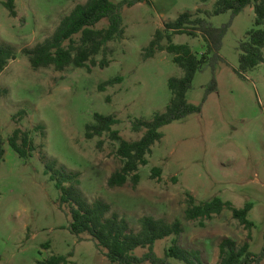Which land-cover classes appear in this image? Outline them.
Segmentation results:
<instances>
[{"label": "rangeland", "instance_id": "374dc122", "mask_svg": "<svg viewBox=\"0 0 264 264\" xmlns=\"http://www.w3.org/2000/svg\"><path fill=\"white\" fill-rule=\"evenodd\" d=\"M0 0V44L13 47L16 58L0 73V140L5 149L0 159V264H43L52 256H64L62 264H108L87 233L70 229L69 202L61 203L55 185L64 170L73 176L63 185H73L88 203L110 206L133 231L143 217L178 220L183 232L178 243L199 252L202 264H217L219 243L229 238L259 254L264 246V62L243 76L239 66V43L254 28L255 13L247 6L236 15L223 38V58L214 70L209 63L198 71L187 100L202 104L201 111L161 128L162 137L140 166L139 181L110 186L108 179L122 165L118 141L108 132L86 138V126L94 114L113 115L112 126L126 140L142 135L132 128L135 119L150 120L163 112L171 97L167 81L180 77L182 69L173 54L160 51L143 59V48L157 29L184 12L206 17L214 26L230 19V12L209 15L216 0H139L123 4L124 37L108 43V65L101 67L103 53L84 67L34 69L23 49L50 36L61 18L86 0H15L11 16ZM121 2L123 0H112ZM197 14V13H196ZM107 25L101 20L96 27ZM175 44H187L200 54L205 44L200 35H173ZM163 44H167L166 39ZM216 80V89L204 101L205 90ZM114 79L113 84L104 82ZM28 131L32 149L21 158L8 138L15 128ZM50 165L53 169H50ZM194 203L214 197L234 208L250 205L248 230L225 207L210 218L187 219ZM75 206V204H74ZM171 237L156 242L159 257L172 243ZM145 250H138L142 254ZM172 264H184L169 259ZM149 264V263H143ZM260 264H264V257Z\"/></svg>", "mask_w": 264, "mask_h": 264}, {"label": "trees", "instance_id": "16d2710c", "mask_svg": "<svg viewBox=\"0 0 264 264\" xmlns=\"http://www.w3.org/2000/svg\"><path fill=\"white\" fill-rule=\"evenodd\" d=\"M139 0H86L77 3L68 14L63 16L53 33L32 47L24 48L32 68L53 67L62 71L70 65L84 67L88 61L94 63V56L99 52L103 58L99 62L101 67L108 65V43L124 37V26L121 15L123 4L132 5ZM4 7L11 16H15V0H4ZM247 6H252L255 13V27L247 31L246 38L239 43V66L236 70L239 76L264 62V0H216L213 11L209 15H219L230 12L228 22L221 26H214L206 17L196 13L184 12L175 20L166 22L164 29H157L146 47L143 48V59H149L160 51L173 54V61L181 69L180 77L171 76L167 85L171 97L163 112L153 115L150 120L143 118L132 122L133 130L142 131L136 140L124 139L112 126L116 124L113 115L94 114V122L86 126V138L101 136L108 132L110 137L118 141L117 155L122 165L115 170L108 179L110 186H122L131 180L133 185L139 181L137 173L140 166L147 164V155L151 153L152 146L161 139V128L175 120L182 119L190 114L201 111L202 104H193L187 100V92L192 86V81L198 71L203 70L209 63L212 70L222 61L219 54L222 41L230 27L233 18ZM107 19V25L97 28L96 25ZM186 34L196 37L200 35L204 41L205 49L200 54L192 51L187 44H175L173 35ZM166 39L167 44H163ZM16 58L13 47L9 44H0V73L4 71L9 61ZM114 79L104 82L105 85L113 84ZM216 89V80L212 77L211 83L205 90L203 100L209 93ZM0 89V95L2 94ZM12 149L21 158H26L32 149V142L28 131L15 128L8 138ZM0 140V159L5 149ZM50 169L53 166L50 165ZM55 185L61 191V205L69 204L71 217L70 229L75 235L87 233L95 242L96 247L103 251L108 264H172L169 259H176L184 264H202L199 252L188 250L179 243V236L183 232V225L175 220L168 222L153 217H143L140 227L133 231L126 220L110 212V206L101 200L88 203L75 192L73 185L64 186L66 180L72 181L71 174L66 175L64 170H56ZM190 206L185 211L187 219L210 218L220 214L227 207L232 210L234 218L238 219L248 230L250 239L253 222L248 219L250 205L234 208L229 201H222L218 197L194 203V198H189ZM75 204V206H74ZM171 245L164 251V256L159 257L154 246L157 241L171 237ZM250 243L245 241L237 245L229 238H223L219 243V261L217 264H260L264 257V246L259 254L249 250ZM138 250H145L138 254ZM67 260L64 256H52L43 264H62Z\"/></svg>", "mask_w": 264, "mask_h": 264}]
</instances>
